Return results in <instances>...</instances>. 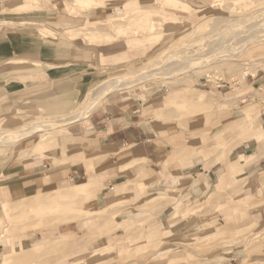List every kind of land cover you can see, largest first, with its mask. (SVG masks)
Wrapping results in <instances>:
<instances>
[{
  "label": "rangeland",
  "instance_id": "1",
  "mask_svg": "<svg viewBox=\"0 0 264 264\" xmlns=\"http://www.w3.org/2000/svg\"><path fill=\"white\" fill-rule=\"evenodd\" d=\"M102 1L86 0L87 6H79L74 0H0V79L6 82L3 90L0 87V139L19 135L39 123L59 121L53 129L12 143L0 142L1 264H227L231 260L236 264H264V215L254 216L264 208V200L252 197L241 204L234 201L241 180L249 177L243 171L224 178L219 189L214 186L216 182L200 188L192 195L195 198L192 202L187 195L179 200L163 192L159 198L150 199L152 194L145 190L142 182L125 183L124 187L115 186L114 199L110 191L111 196L104 202L106 207L89 217L79 216L82 212L78 209L83 201L92 200L98 194L101 179L97 176L93 197H59L58 193L65 189L62 181L67 176V167L80 159L86 169L91 168L93 174L95 170L92 161L84 158L93 149L86 120L89 115L81 122L67 119L84 107L92 91L107 86L110 79L123 78L120 80H128V85H116L105 94L100 89L102 98L97 100L93 110L111 102L123 106L128 103L127 98L143 97L141 100L147 107L141 112L142 116L159 127L176 124L181 130L176 136L185 141L183 150L177 154L189 155L194 151L198 162L208 170L221 167L216 159L226 140L239 137L237 132L241 128L245 132H255L264 121L262 21L255 22V29L249 28L250 34L256 30L260 33L251 36L253 39L244 32L248 27L245 23L237 27L241 34L233 36V40H229L226 32L222 33L233 20L236 26L240 22L237 20H244L249 14L263 17L264 0ZM20 3L27 6L21 4L9 10L13 14L5 15L8 13L5 5ZM27 12L37 14L40 20L21 21V14ZM8 17L17 21H6ZM157 35L158 38L151 40ZM142 36L150 41L131 49ZM16 44L23 48L16 51ZM219 46L224 49L234 46L235 50L224 52V60H207L206 52ZM34 47L46 48L49 59L42 60ZM19 54L28 59L14 66L9 59ZM110 55L120 59L113 62ZM189 55L194 60L200 59L197 63L205 62L189 69L190 60L185 69L179 70L180 60ZM42 62L48 67L61 66L64 78L93 77L91 88L83 91L75 104L70 100H56L46 106L38 105L33 98L39 96L42 89L52 88V82L46 83L38 73L44 72ZM248 63L259 67L254 70L256 76L249 73L242 78L250 70ZM19 66L26 67L25 74L30 76V82L22 85L25 78H19L18 84L11 80L16 73L11 68ZM168 72L173 78H165ZM136 75L146 76L145 81H136ZM220 78L227 84L217 89ZM246 84L252 88L244 89ZM237 88L242 90L237 91ZM192 89L206 93L196 98L187 97ZM9 91L20 95L21 99L15 107L2 110V100ZM224 93L230 95L229 98L222 97ZM238 93L245 94L237 97ZM190 99L192 101L188 102ZM159 100L161 105H155ZM234 118L242 123L235 132L229 123ZM190 122H194L192 126L198 130L189 132L185 139L183 133L188 131ZM21 146L24 149L20 152ZM51 152L61 159L49 160ZM34 159H38V163L43 160V170L50 164L65 166L57 178L54 177L57 172H44V187L36 192L21 189L15 180L23 164L31 167L37 163ZM230 168L227 166L226 170ZM47 193L48 197L44 196ZM112 199L114 204L111 205ZM148 199L150 201L146 202ZM4 204L7 217L3 213ZM215 210L230 215L224 223L230 230L224 228L209 235L211 232H204L209 224L200 226L199 217ZM73 211L79 213L78 217H68ZM63 218L76 221L78 232L58 238L56 228ZM151 232L155 234L147 238ZM125 235L128 236L121 240ZM46 238L51 242L46 243ZM14 243L17 249L11 251ZM2 260L7 261L3 263Z\"/></svg>",
  "mask_w": 264,
  "mask_h": 264
},
{
  "label": "crops",
  "instance_id": "2",
  "mask_svg": "<svg viewBox=\"0 0 264 264\" xmlns=\"http://www.w3.org/2000/svg\"><path fill=\"white\" fill-rule=\"evenodd\" d=\"M21 4L22 6H27V4L24 3L12 6L5 5L4 9L8 12L5 15L10 16L13 14V12L10 13L9 10H13ZM60 7L61 6H59V9L65 11L62 9L63 7ZM17 14L14 15L16 16ZM21 15V21L24 22H36L40 20L38 18L39 16L32 12L23 13ZM6 21H17V19L9 18ZM18 21L20 20L18 19ZM151 38V40L156 39L158 38V35ZM147 40L150 41V39L147 37L146 40L144 39V36L139 37V43H137V46L132 47L131 49L141 47L147 42ZM128 43L132 44L130 42ZM14 47L16 51H20L23 48L19 44L14 45ZM35 49L36 50H33L39 52V57L42 60L49 59L50 53L46 52V48L37 47ZM15 57L16 58L14 59H9L11 63H15L14 66L22 64L25 62L24 60L28 59L27 56L20 54ZM109 57L110 59H113V62H116L120 59L111 55ZM40 65L43 66L42 68L44 69V72H37L43 79H45L46 83L48 81L52 82V88L50 90L42 89L40 95L33 98L36 103H39L38 105L43 104L46 106V104L56 100H59L60 102L70 100V102H73L74 104L78 103L83 91H87V89H90L92 86L90 83L93 77L83 78V76H81L78 80H72L64 78L66 75H62L63 72L60 70L61 66L55 68L48 67L46 64H44V62H42ZM248 65H251L250 70L245 73L242 78H245L249 73H252L254 77L256 76L254 70L259 67L256 66V68H254L255 65L251 63H248ZM25 68L26 67L24 66L11 68L16 72L14 74L15 77L11 76V80H15L17 83L19 78H25L22 85L30 82V76L25 74ZM21 70L24 71L21 72ZM253 76L251 77L252 79H254ZM4 83L6 82L0 79L1 90H3ZM68 84H72V86ZM245 86L246 87H244V89L252 88L247 84ZM217 89L219 88L217 87ZM238 90L239 88H237V91ZM57 91H62L65 93L59 95L56 93ZM174 93L177 94L178 92ZM189 93L190 95L187 97L196 98L200 97L202 93L206 92L192 89L189 91ZM243 94L245 93H238L237 97ZM5 95L6 97L2 100V110H8L11 107H15L17 105V101L21 99L20 95L16 96L14 91H9ZM221 95L222 97L226 98H229L230 96L226 93ZM141 99L143 100V97L140 98L138 95L132 99L127 98L125 100L128 103L123 106H116L113 104V102H111L93 110V112L86 118L88 129L91 133L90 138L93 149L92 151L85 154L84 158L86 160H91L95 166L94 174L99 179H101V187L97 191L98 194L94 199L82 202L78 209L82 212L79 216L89 217L95 214L96 211H99L102 208L104 209L107 205L104 202L108 201V197L111 196L108 193L113 191L112 198L114 199V187H124L125 183L131 184L133 182L136 184L138 182H142L145 186V190L148 189V191L152 194L150 199H155V197L159 198L160 195H163L161 194V192H163L167 194L170 193L179 200L187 195V199L192 202L193 199H195L192 195L198 193L201 190L200 188H204L205 186L210 187L216 182L214 186L219 189L221 186H223L224 178L227 179L228 176L240 171H243L249 177L241 180V184H239L240 191L234 197V201L241 204L245 201H249L252 197L257 200H259V197H262L264 200V121L263 123L261 122V124L256 128L255 132H245L244 130H241L243 129L241 128L240 132H237L240 134L239 137L226 140V142L222 144L221 153L216 159L221 167L217 170L215 167H212L210 170H208L204 168V164L198 162L195 157L196 153L194 151H192L189 155L177 154L178 151H181L184 148L182 147L183 142H185L184 139L176 136L177 134H180L181 130L174 123H168L164 127L156 126L150 118L142 116L141 112L145 110L147 106H144V103ZM161 99H163V97ZM38 105H36V107H38ZM155 105H161L160 100L156 102ZM229 123H231L230 126L233 127V132L239 130V128L242 126V123L235 118ZM193 124L195 123L190 122L187 127L188 131L183 133L185 139L188 137L187 134L189 132L198 130V128L192 126ZM163 134H165L166 137H164ZM193 140H198V138ZM22 147L23 146L19 148L20 152L22 149H24V147ZM174 148L176 150H174ZM54 155V152H51L49 160L61 159L60 157L57 158ZM221 159L222 161H219ZM67 161L69 163L68 157ZM33 162L37 163L31 164V167H25V164H23L24 168L17 172V178L15 180L18 181L21 189H33L35 192L40 191V189L44 187L42 176L44 172H57L58 174L54 176L57 178L58 175H60L62 171L65 170V166L60 164L58 166H52L50 164L48 169L43 170V160L38 163V159H34ZM227 166H231V169L228 171L226 170ZM66 175L67 176L63 178L62 182L65 183V186H63V188H65L64 190L69 194H72V189H74V187L88 182L86 165L84 161L80 159L75 164L67 167ZM128 187L130 188V186ZM1 196L2 195H0V198ZM150 199H148L146 202H149ZM112 204H114V200L111 202V205ZM253 204L258 206V203ZM5 208L6 205L4 204L3 213L6 214L7 217V210ZM78 214L79 213L73 211L67 215L68 217H76ZM260 215H264V208L260 211V213H257L254 216L259 217ZM254 216H252V218ZM227 217H230V215L226 213L222 214V212L220 213L219 210H215L205 214L203 217H199L200 226L209 224V226H206L204 230V232H211L209 235H214L216 230H224V228L229 231L230 229L227 227V225L224 226V223L227 221ZM232 224H234V222ZM235 224L237 225L239 223ZM77 226L78 224L76 221L60 223V225H58L56 228L57 237L60 235H74L76 232H78ZM154 234L155 233L151 232L147 238H151ZM219 234L220 232L218 235ZM127 236H122L121 240H124ZM16 245L17 244L15 243L11 244V251H16ZM12 246H16L15 250L12 249ZM227 264L236 263L235 261L231 260Z\"/></svg>",
  "mask_w": 264,
  "mask_h": 264
},
{
  "label": "bare ground",
  "instance_id": "3",
  "mask_svg": "<svg viewBox=\"0 0 264 264\" xmlns=\"http://www.w3.org/2000/svg\"><path fill=\"white\" fill-rule=\"evenodd\" d=\"M74 2L76 3V5H79V6H87V4H86V0H74ZM262 15V14H261ZM263 16V15H262ZM237 21H240V22H238L237 23V25L235 26L234 25V23L236 22L235 20H233V21H231V22H229L228 23V27L226 28V31H222V33H227L228 34V38H229V40H233V38H235V37H233V36H237L238 34H241V29H238L241 25H242V23H245L246 25L248 24V27H246V29H244V32H246V33H249L248 34V36H249V38L250 39H253L254 37H251V36H255V34L256 33H259V31L258 30H256L257 32H255V33H252V34H250L251 32H250V30H249V28L250 27H253L254 29H255V22H264V16L263 17H258V16H254V15H252V14H249L248 16H245V18H244V20H237ZM262 22L260 23L261 24V26H260V28H263L264 27V24H262ZM230 23H232V24H230ZM88 25V24H87ZM238 27V28H237ZM264 31V30H263ZM260 34V33H259ZM248 36H247V38H248ZM233 37V38H232ZM246 39V38H245ZM248 40V42L250 41L249 39H247ZM236 41V40H235ZM252 41V40H251ZM205 41H202V43H204ZM232 42V41H231ZM233 44V43H232ZM231 44V45H232ZM214 46V45H213ZM211 47V46H210ZM229 46H227L225 49L222 47V46H219L217 49H212V50H210L209 52L207 51L206 53H207V57H206V59L208 60L209 59V61H211V62H213L212 60H214V61H219V59H221V60H224V59H226V58H223L224 56H222L223 54H224V52H225V54H227V51H234L235 49H233L234 48V46H233V48H228ZM205 48V47H204ZM188 50V49H187ZM203 52H205V50L203 51ZM189 54H191V52H189ZM183 55V54H182ZM191 55H193V54H191ZM191 55H189L187 58H183L182 59V61L180 60V62H179V65H178V69L179 70H182L183 69V67H184V69H185V67H186V63H188L190 60H191V62H192V65L189 67V69H193L194 67H199L198 66V64L199 65H201L203 62H205V61H201L200 63L198 62H196V61H199V60H194V59H192V57H191ZM200 55H201V53H200ZM180 56V55H179ZM185 57H186V55H184ZM202 56V55H201ZM204 57V56H203ZM179 58V57H178ZM188 60V61H187ZM178 62V61H177ZM208 62V61H207ZM210 64V63H209ZM171 66V65H170ZM205 66V65H204ZM178 69H176L175 71H177ZM179 72V71H178ZM161 76L163 77V74H161ZM164 76H165V78H173V76H172V73H165L164 74ZM135 77V76H134ZM145 77L146 76H139V75H136V77H135V79H136V81H142V80H144L145 81ZM120 79H123V78H113V79H110L108 82H107V86H103V87H101V88H98V89H95L94 91H92V94L93 95H95V94H98L99 93V91H100V89H101V93H107L109 90H111V88H115L116 87V85L117 86H119V85H128V80L127 81H124V82H122L123 80H120ZM130 79V78H129ZM134 80V79H133ZM132 81V80H131ZM134 82V81H133ZM136 83V82H135ZM206 83H209V82H206ZM218 85V84H217ZM102 86V85H101ZM101 93H99L96 97L94 96H92V94H91V96H92V98H91V96L89 95L87 98H86V102H85V105H84V107H82V109H83V111H82V109L81 110H78L76 113H75V115H73V116H71L70 118H68L67 119V121H69V122H73V121H75V120H80V122L82 121V119H84L86 116H88V115H90L91 113H92V111H93V108L95 107V104L98 102L97 100L98 99H100V98H102V95L100 96V94ZM188 102H190V101H192V99H190V100H187ZM66 122V121H65ZM59 123V121H57V122H54V121H51V122H43V123H39L38 125H34V126H31L30 128H28V129H26V130H23V131H21V133L19 134V135H15V136H13V135H7V136H4V138L3 139H0L1 141L0 142H4V143H12V142H15V141H17V139H22V138H27V137H29V136H31V135H33V134H36V133H39L40 131H46V130H50V129H53V127H55L57 124ZM61 123V122H60ZM68 123V122H67ZM71 124V123H70ZM8 137V138H7ZM8 139V140H7ZM245 158V157H244ZM231 169V168H230ZM92 170H91V168H88L87 167V176H88V182L87 183H85V184H81V185H78L77 187H74V189H72L73 190V192H72V194H69V193H66V191L64 190L63 192H59L58 193V195H59V197H67L68 198V196H70V197H72V196H77V195H79V196H84L86 199H88V198H91V197H93L94 195H95V192H94V188H95V186H96V175L95 174H93L92 172H91ZM9 182H11V181H9ZM8 183V182H7ZM2 185V184H1ZM44 196H46V197H48V193L47 194H45ZM49 196H50V194H49ZM209 196V195H208ZM58 197V198H59ZM1 213V212H0ZM62 223H65V222H68L69 221V219H61L60 220ZM222 229V228H221ZM48 236V235H47ZM61 237V235L58 237V238H60ZM45 241H46V243H50L51 241H49L47 238L45 239ZM44 243V242H43ZM6 261L7 260H2V262L3 263H6ZM0 264H1V260H0Z\"/></svg>",
  "mask_w": 264,
  "mask_h": 264
},
{
  "label": "built area",
  "instance_id": "4",
  "mask_svg": "<svg viewBox=\"0 0 264 264\" xmlns=\"http://www.w3.org/2000/svg\"><path fill=\"white\" fill-rule=\"evenodd\" d=\"M218 88H223L225 87V85L227 84L223 79L220 78V80H218Z\"/></svg>",
  "mask_w": 264,
  "mask_h": 264
}]
</instances>
